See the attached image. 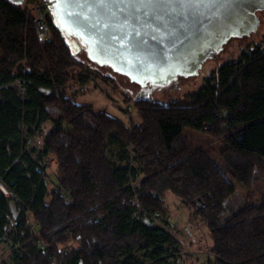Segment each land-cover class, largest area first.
Instances as JSON below:
<instances>
[{
  "label": "trees",
  "instance_id": "obj_1",
  "mask_svg": "<svg viewBox=\"0 0 264 264\" xmlns=\"http://www.w3.org/2000/svg\"><path fill=\"white\" fill-rule=\"evenodd\" d=\"M30 3L0 0V185L15 196L0 191V243L9 250L0 264H170L176 231L149 219L169 214L168 192L206 226L205 264H264V195L250 191L264 182V40L182 100L136 99L139 122H127L69 94L82 63L52 14L54 40L39 41ZM185 128L221 149L194 146ZM36 136L39 148L29 145ZM51 157L54 188L44 166ZM238 187L247 197L234 208ZM71 239L78 246L60 250Z\"/></svg>",
  "mask_w": 264,
  "mask_h": 264
},
{
  "label": "water",
  "instance_id": "obj_2",
  "mask_svg": "<svg viewBox=\"0 0 264 264\" xmlns=\"http://www.w3.org/2000/svg\"><path fill=\"white\" fill-rule=\"evenodd\" d=\"M50 1L58 28L74 36L90 60L145 87L195 74L206 57L219 59L226 39L255 33V13L264 9V0Z\"/></svg>",
  "mask_w": 264,
  "mask_h": 264
},
{
  "label": "rangeland",
  "instance_id": "obj_3",
  "mask_svg": "<svg viewBox=\"0 0 264 264\" xmlns=\"http://www.w3.org/2000/svg\"><path fill=\"white\" fill-rule=\"evenodd\" d=\"M259 23L257 25L255 33H251L248 37L245 36H231L222 43V49L217 51L219 59L213 56L206 57L201 61L197 72L195 74L178 75L164 84H156L150 81L145 85H140L135 81H130L129 77L117 73L107 64H98L90 60L86 55V51L79 41L72 35H66L69 45L77 58L84 66L89 67L95 72L99 73L100 80L103 81V77L110 80L103 81L104 90L107 97H104L102 92L97 88H92L88 92L79 93L74 96V100L78 103H90L97 110H103L109 114L127 121L123 115V111L130 107L133 112L132 122H138L139 118L134 107V101L138 98L145 97L152 100L169 103L171 101L182 100L186 94L196 91L204 82L210 73L220 64L225 61L235 60L239 57L241 52L249 51L256 44L261 43L264 40V9L258 10L255 13ZM74 67H72L73 70ZM21 97L24 96L23 89L18 82L11 84ZM50 126L46 123L43 129H47ZM184 133L191 139L194 146L204 147L211 146L216 151L221 149L222 144L218 139H215L208 134L201 131L185 128ZM29 145L39 148L41 147L40 136L28 138ZM114 149L112 148L111 153ZM50 160V159H49ZM47 183L49 188H54L57 172L56 163L52 162L46 167ZM255 198H260L264 195V182H260L252 190H250ZM247 191L241 187L237 188V192L232 198L231 205L234 208H238L244 201ZM249 194V193H248ZM165 204L172 217L171 224H176L178 230L175 233L177 240L176 247L179 250L178 255L175 258L170 259V264H205L207 262V256L204 251L207 250L211 241L209 239L208 230L204 223L199 219L197 215L192 216V212L182 199L171 194L166 193ZM78 246V242L75 240H69L60 247V250L75 248ZM187 251L199 252L198 255L185 254ZM9 250L7 246L0 243V259H8Z\"/></svg>",
  "mask_w": 264,
  "mask_h": 264
},
{
  "label": "built area",
  "instance_id": "obj_4",
  "mask_svg": "<svg viewBox=\"0 0 264 264\" xmlns=\"http://www.w3.org/2000/svg\"><path fill=\"white\" fill-rule=\"evenodd\" d=\"M30 14L33 19V23L36 29V33L38 39L41 43H50L53 42L54 36L52 30L48 24V15L51 14V1L50 0H31L30 3ZM75 72L74 77L67 85V90L71 96H75L79 93L88 92L92 88H97L100 90L104 97H107V94L104 90L103 81L100 80L99 76L90 69L89 67L84 66L83 64L77 65L73 69ZM123 115L127 122H130L133 118V112L130 107H127L126 110L123 111ZM51 164V160H47L44 164L45 167H48ZM134 186H138L135 184ZM0 191L3 196L14 203L15 196L11 191L5 189L2 185H0ZM133 205H136V201H132ZM204 205L203 200L201 198H196L193 201V206L195 209H200ZM16 212H19L22 209V205H13ZM192 216H195L194 211L191 210ZM149 219L154 223L160 225L161 227H166L170 229L171 232H175V227L172 226V217L171 215H161L158 212H154L149 214ZM15 227L14 219H11L8 223L7 230L11 231ZM185 254L190 255H198L199 252L187 251ZM204 254L211 255V253L206 250Z\"/></svg>",
  "mask_w": 264,
  "mask_h": 264
},
{
  "label": "snow or ice",
  "instance_id": "obj_5",
  "mask_svg": "<svg viewBox=\"0 0 264 264\" xmlns=\"http://www.w3.org/2000/svg\"><path fill=\"white\" fill-rule=\"evenodd\" d=\"M110 2H113L116 4L131 3L133 5H136V4L147 5V4L153 3V0H110Z\"/></svg>",
  "mask_w": 264,
  "mask_h": 264
},
{
  "label": "crops",
  "instance_id": "obj_6",
  "mask_svg": "<svg viewBox=\"0 0 264 264\" xmlns=\"http://www.w3.org/2000/svg\"><path fill=\"white\" fill-rule=\"evenodd\" d=\"M91 105H92V104H91ZM92 106H93V105H92ZM93 107H94V106H93ZM103 110H105V108H104ZM105 111H106V110H105ZM138 118H139V117H138ZM134 122H135V121H134ZM138 122H139V121H138ZM135 123H137V122H135ZM50 160H51V163H52V162H55V160H54L53 157H51ZM55 172H56V170H55ZM169 214H170V212H169ZM172 226L175 227L176 231L178 230L176 224H173ZM1 260H4V259H0V261H1Z\"/></svg>",
  "mask_w": 264,
  "mask_h": 264
}]
</instances>
